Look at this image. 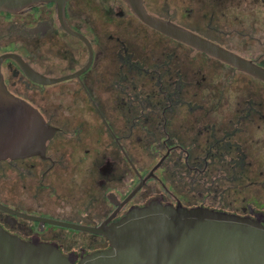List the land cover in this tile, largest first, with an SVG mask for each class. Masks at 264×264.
<instances>
[{
  "label": "flooded vegetation",
  "instance_id": "1",
  "mask_svg": "<svg viewBox=\"0 0 264 264\" xmlns=\"http://www.w3.org/2000/svg\"><path fill=\"white\" fill-rule=\"evenodd\" d=\"M142 5L264 69V0ZM0 75L16 99L0 101L2 134L17 138L0 158L8 233L79 264L109 242L66 224L110 226L152 201L264 226V81L219 54L152 28L124 0H67L62 12L0 11Z\"/></svg>",
  "mask_w": 264,
  "mask_h": 264
},
{
  "label": "water",
  "instance_id": "2",
  "mask_svg": "<svg viewBox=\"0 0 264 264\" xmlns=\"http://www.w3.org/2000/svg\"><path fill=\"white\" fill-rule=\"evenodd\" d=\"M66 1L0 0V11L19 13L34 5L54 2L57 10L62 12ZM124 1L152 28L200 50L219 54L222 60L264 81V69L251 61L231 57L208 41L149 16L143 9L142 0ZM15 100L5 91L0 75V101L12 106L16 104ZM33 114L26 109V116ZM48 133L42 122L37 137L41 147ZM24 140L25 148L34 146L27 132ZM16 141L15 136H4L0 129V158L4 157L7 146L9 149L16 147ZM0 209L7 208L0 204ZM66 225L97 232L109 242V248L82 256L79 264H264V226L258 219L248 216L204 208L173 207L152 201L144 207L131 209L110 226ZM76 258L72 252L63 254L55 243L36 238L24 240L0 226V264H74Z\"/></svg>",
  "mask_w": 264,
  "mask_h": 264
}]
</instances>
